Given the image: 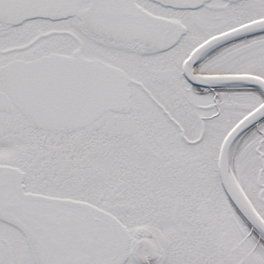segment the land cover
I'll list each match as a JSON object with an SVG mask.
<instances>
[{
    "label": "snow or ice",
    "instance_id": "obj_1",
    "mask_svg": "<svg viewBox=\"0 0 264 264\" xmlns=\"http://www.w3.org/2000/svg\"><path fill=\"white\" fill-rule=\"evenodd\" d=\"M0 264H264V0H0Z\"/></svg>",
    "mask_w": 264,
    "mask_h": 264
}]
</instances>
